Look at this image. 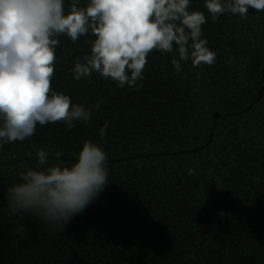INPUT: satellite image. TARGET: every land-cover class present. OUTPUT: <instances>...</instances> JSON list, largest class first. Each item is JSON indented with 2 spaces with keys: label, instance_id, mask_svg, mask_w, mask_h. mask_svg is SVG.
<instances>
[{
  "label": "trees",
  "instance_id": "trees-1",
  "mask_svg": "<svg viewBox=\"0 0 264 264\" xmlns=\"http://www.w3.org/2000/svg\"><path fill=\"white\" fill-rule=\"evenodd\" d=\"M204 2L190 0L189 10L206 16L202 38L215 63L184 61L175 74V53L153 51L139 91L97 73L74 79L94 37H58L52 89L86 108L103 103L88 123L38 124L0 147V209L19 173L41 167L39 149L49 152L45 167H70L86 140L97 143L109 184L63 232L25 215L22 238L0 211V264H264V12L213 23Z\"/></svg>",
  "mask_w": 264,
  "mask_h": 264
},
{
  "label": "clouds",
  "instance_id": "clouds-1",
  "mask_svg": "<svg viewBox=\"0 0 264 264\" xmlns=\"http://www.w3.org/2000/svg\"><path fill=\"white\" fill-rule=\"evenodd\" d=\"M204 7L215 23L225 13L244 19L250 8L264 12V0H205ZM189 8L190 0H87L83 6L80 0H71L66 13L64 0H0V147L30 138L38 124L63 122L71 130L74 122L88 123L92 110L103 103L99 100L86 108L52 89L55 50L62 35L72 43L89 34L94 37L86 41L90 52L70 69L76 80L97 73L120 88L127 85L139 91L137 81L144 79L153 51L175 53L171 59L175 74L184 61L191 60L193 67L213 65L216 53L202 38L206 16ZM107 127L100 129L101 140ZM60 156L54 154L56 159ZM36 157L41 167L19 173L22 182L8 187L7 208L0 209L15 225L13 234L22 238L27 229L19 221L25 215L63 232L109 184L108 156L90 140L70 167L61 163L45 167L49 152L44 149L37 150Z\"/></svg>",
  "mask_w": 264,
  "mask_h": 264
}]
</instances>
